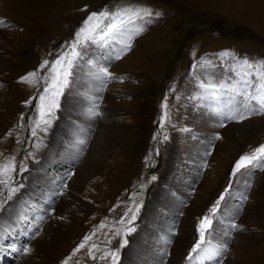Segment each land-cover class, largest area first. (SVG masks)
<instances>
[{"label": "rangeland", "instance_id": "374dc122", "mask_svg": "<svg viewBox=\"0 0 264 264\" xmlns=\"http://www.w3.org/2000/svg\"><path fill=\"white\" fill-rule=\"evenodd\" d=\"M247 1L239 14L215 0H61L54 18L43 25H0V54L6 58L0 66V162L15 158L14 181L22 185L0 208V264H23V247L40 236L46 247L61 243L62 252L48 260L45 252L34 251L28 264H62L66 258L67 264H169L179 226L188 221L185 229L192 236L179 256L182 264L199 239L200 219L210 215L222 194L207 239L220 243L210 238L214 231L229 232L233 222L242 225L224 234L228 250L221 259L224 264L236 261L237 254L229 249L239 233L242 241L249 238L256 244L249 264H264V166L232 175L241 155L264 144V113L218 121L208 102L199 99L200 85L226 80L238 61H264V17L255 18L264 14V0ZM122 7L152 12L137 21L145 30L132 37L131 47L124 50L127 34L103 46L77 45L83 54L70 86L58 97L59 107H52L51 98L40 101L38 94L52 81L38 77L54 75L51 63L69 51L87 17ZM37 29L43 38L32 36ZM49 55V65L41 69ZM97 66L112 74L104 85L95 75ZM33 71L37 78L30 79L36 82L21 80ZM37 104L49 121L38 127ZM93 104L99 115L88 113ZM254 119L261 120L260 127L244 129ZM227 127L229 133L223 134ZM9 176L12 172L4 178ZM167 199L177 206H165ZM132 212L136 218L129 224ZM33 214L38 216L35 223L43 215L41 222L32 224ZM129 227L134 231L126 235ZM122 240L127 244L119 248ZM81 242L84 248L73 254ZM13 244H19L18 250ZM117 249L113 259L110 253Z\"/></svg>", "mask_w": 264, "mask_h": 264}, {"label": "snow or ice", "instance_id": "6c2138e0", "mask_svg": "<svg viewBox=\"0 0 264 264\" xmlns=\"http://www.w3.org/2000/svg\"><path fill=\"white\" fill-rule=\"evenodd\" d=\"M151 15L152 12L149 9L132 7L117 8L115 11L105 10L91 13L85 21V26L77 32V39L70 45L69 51L62 53L51 63L50 70L54 75L52 77H45L43 75L38 77L40 81H52V83H49L48 86L44 87L42 92L38 94L39 100L45 101L46 98H51L52 107H59L58 97L70 86V78L73 76L77 62L83 54L78 50L77 45L83 47L84 44L91 42L103 46L106 42L127 34L128 43L124 44V50H127L131 47L130 41L132 37L141 34L145 30L143 24H138L137 21L143 20L144 17ZM156 15H159V13H156ZM4 23L3 20H0V25ZM81 41H83V43H81ZM224 55L227 56L228 53H224ZM49 63V61H44L40 66L41 69L48 66ZM57 66H59V68H57ZM229 71L231 76L226 80L209 81L200 85L202 94L199 96V99L201 101H207L209 110L223 119L243 120L246 119L248 115L264 113V61L252 62L244 58L234 64ZM96 75L97 78L102 79V81L112 77V74L108 71L106 66H97ZM30 78H37V72H30L22 77L21 80L29 84L36 82V80ZM195 98L196 97H194V99ZM163 107L167 108V105H163ZM96 109L97 106L93 104L88 109V113L92 116L99 115L100 113ZM37 110L41 117V120H37L36 122L37 127L41 122L45 124L49 123L48 120L43 119L45 113L41 110L40 104H37ZM166 116L167 113L161 117V127L164 126ZM21 119L23 120L24 117L22 116ZM220 126L223 127L224 124L221 123ZM35 134V129H33V135L35 136ZM166 138L167 137H165V139ZM219 138L217 134L216 139ZM84 142V140L80 141L81 144ZM37 147L39 146L37 145ZM255 165L264 166V144L256 147L250 154L246 153L241 155L233 166L232 175H236L237 172ZM24 170L22 166L19 168V171ZM16 171L17 165L14 157H10L6 162H0V208H3L7 202L13 198L19 187H22V185L15 184L12 176H9L8 179L4 178L6 172L15 173ZM153 179H155V177H153ZM223 200L224 195L222 194L210 210V215H205L200 219L198 225L199 239L194 243L188 253L187 259L189 261L193 259L202 262L215 260L218 261V264H223L221 257L223 253L228 250L227 244L213 243L207 239L209 234L214 230L213 220L217 214L218 206ZM129 212H131V209H129ZM125 215H127V213ZM135 218L136 213L132 212L128 223L132 224ZM242 228V225H238L234 222L229 225L230 231H238ZM132 231H134V228L129 227L125 234H130ZM230 231L226 232L225 235H230ZM88 239V236L84 237V241ZM213 240H215V237H213ZM126 244L127 240H122L119 242L118 247L122 248ZM84 246V242H81V244L73 250V254L81 248H84ZM93 247H95V245H93ZM22 252L27 255L31 252V249L25 246ZM89 254L91 255V249H89ZM110 254L113 259H116L118 256V249L116 252H111ZM62 264H67V258Z\"/></svg>", "mask_w": 264, "mask_h": 264}, {"label": "bare ground", "instance_id": "6f19581e", "mask_svg": "<svg viewBox=\"0 0 264 264\" xmlns=\"http://www.w3.org/2000/svg\"><path fill=\"white\" fill-rule=\"evenodd\" d=\"M215 1H216L215 3H216L217 6H220V7L227 6L228 8L234 9L239 14H242L244 7H247L248 6L247 5L248 4V1L247 0L246 1L245 0H215ZM60 2H61V0H0V20H3L4 22H16V23L32 22L33 24L43 25L49 19L54 18V16L56 15V11L58 10V7L57 6L59 5ZM239 9H242V10H239ZM257 17H260L261 19H263L264 14H262V15H260V14L258 15L257 14L255 16V18H257ZM260 21H262V20H260ZM1 33H2V31L0 30V37H1ZM31 33H32V36L33 37H36L38 39H41V38L44 37V32L41 29L32 30ZM3 34H4V32H3ZM0 42H2L1 38H0ZM5 59L0 54V66H2V65L5 66L6 65V60ZM95 99H96L95 102H98L97 98H95ZM74 103H76V102H74ZM77 109L78 108H76L75 110H77ZM75 118H77L76 120H78V119L81 120V121L84 120L83 118H80V117H77V116ZM209 121H210V119H209ZM260 121L261 120H259V119H254V120L248 121L245 124L244 129H246L247 131H250V129H252L254 126L255 127H260V123H261ZM215 126H216V128H219L218 124H215ZM199 130H201L202 132H204L205 130H209V129H199ZM229 131H230V128L229 127H227L226 129H222L223 134H225L226 132L229 133ZM75 132H76V130H75ZM166 165H167V163H166ZM162 173L167 174L168 171H162ZM26 194H27V192H26ZM157 197H158V193H156L154 195V198H157ZM154 201H156V203H157V200L156 199ZM58 203L61 204V202H58ZM164 203H165L164 204L165 206H170L172 208H174V207L177 206V203L174 202L173 199L172 200L171 199H167ZM154 205H155V203H153V206ZM31 206L37 207V205H36L35 202H32L31 203ZM42 206L43 205H40V207H42ZM251 209H253V208H251ZM255 210H256V207H255ZM26 212H27V210L25 209L24 215L26 214ZM24 215H23L22 218H20L21 220L23 219L22 226H24L25 221H26L25 220L26 217ZM246 219L248 220V217H246ZM243 222H245V221H243ZM190 223H191V221H190ZM18 225L19 224H17V226ZM187 225H188V221L186 223H184L183 225L179 226V232L178 233L180 235L178 234V238L175 240V244L173 245V249L171 251L172 254H171V257H170L171 259H169V264H181L180 263L181 261H179L180 260L179 256H181L184 253L183 250L188 245L189 238L192 236V232L190 231V233H189V230L186 231V229H185V226L187 227ZM168 228H169V226H168ZM243 228H245V227H243ZM18 230L20 232H22L21 231V227L17 228V231ZM29 231L30 230H28V229L25 230V232H27V233ZM218 233L220 234V236H218ZM225 233L226 232H224V230H222V229L220 230L218 228L217 229V232L214 231V234H212L210 236V238L212 237V239H213V237H215L216 241H218L220 243H225V241H227V240H225V236H224ZM238 235H240V234L239 233L235 234L236 239L234 238V240L230 244V249H229L230 251H232L235 254H237V259L233 263H231L230 261H227L226 264H249L250 261L254 259L253 256H254V250H255V245L256 244L254 245V242L252 240H250L249 238L242 241L241 239L238 238ZM170 236H171V234H170ZM36 239H37V237L35 239H33V242L32 243H28L27 244L28 246L26 245L27 247H29L31 249V252L29 254L25 255L21 251V253H22L21 260H22V262H24L23 264H26L28 262V259H29L30 255L33 254L34 251H42V252H45L47 254L48 260H51V259L55 258L57 256V254H59L60 252H62V248L61 247L63 245H60L61 243H59V244L57 243L58 245H56V246L46 247L45 245H43V242H45V241H44V239L41 236L37 240ZM61 240L63 241V239H61ZM172 241H174V240H173V238L171 236L169 242L171 244H173ZM53 244H55V243H53ZM139 244H141V243H139ZM166 247H169L170 250L172 248V246H167V245H166ZM63 249H64V247H63ZM182 251H183V253H182ZM135 254H137V253H135ZM238 255H239V260H238ZM128 257L131 258V256H129V254H128L127 258ZM223 264H224V262H223Z\"/></svg>", "mask_w": 264, "mask_h": 264}]
</instances>
